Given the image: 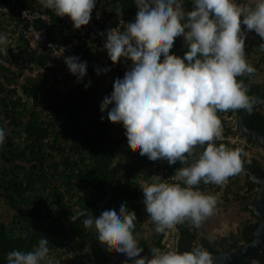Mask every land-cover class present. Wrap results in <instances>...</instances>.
Returning a JSON list of instances; mask_svg holds the SVG:
<instances>
[{
  "label": "clouds",
  "instance_id": "1",
  "mask_svg": "<svg viewBox=\"0 0 264 264\" xmlns=\"http://www.w3.org/2000/svg\"><path fill=\"white\" fill-rule=\"evenodd\" d=\"M134 3L138 11L135 20L129 22L121 18L120 12L111 15L109 2L106 9L96 14V0H34L30 8L38 9L37 6L42 5L60 17V22L54 24L50 13L43 10L51 17L48 34L53 29L59 37L73 36L66 42L53 40L48 35L54 42L74 44L72 53L75 56L66 57L64 61L68 72L77 76L78 83L84 77L89 79V83L83 81L84 88L90 89L87 91L89 95H96L91 102L102 100V113L109 109V105H114L107 111V118L114 124L122 123L116 132L118 137L127 140L133 152H139L141 157L147 156L148 163L160 160H167L169 165L177 161L181 163L182 167L171 179L182 181L185 187L180 183L162 182L158 175L151 177L150 184L140 186L145 211L156 224L155 231L164 233L186 220L199 228L206 218L214 214L217 202L214 196L193 190L194 186L201 181L221 185L242 170L241 149H228L234 146L229 139L224 140L229 143L227 146L223 143L217 146L219 141L214 143L222 139V125L217 112L240 109L251 112L258 102L256 97L247 94V86L237 77L255 72L245 58L247 33L254 31L258 35L261 40L259 48L264 51V0H256L254 6L235 0H193L192 11H185L182 0H134ZM107 12L109 14L105 17ZM92 14L100 21L98 25L93 22ZM22 16L27 17L28 10ZM16 17L13 7L0 10V45L4 46L0 47V52L7 55V36L3 34L7 33L16 35L17 47L24 55L27 54L26 44L30 52L39 54L21 36L22 25L14 29L18 22ZM242 25L245 26L243 30ZM180 36L188 49L183 58L170 54L175 38ZM85 38L89 43L98 44L104 54L97 59H86L76 54L75 47L83 44ZM50 56L52 59L51 53ZM48 60L44 66L35 65V70L42 72L47 67L51 68ZM27 62L29 64L28 59ZM122 64L126 66L124 71ZM29 65L34 67L33 63ZM86 69L90 71L86 73ZM64 80H61V85H65ZM33 81L37 80L31 79L30 82ZM18 94L25 101V94L20 91ZM227 129H230L228 134ZM227 129L224 134L229 136L235 127ZM7 135L8 130L0 127V146L5 144ZM197 145L204 146V151L189 163ZM3 165L0 157V167ZM0 179L3 181L4 177L0 175ZM3 197L4 193L0 191V198ZM65 202L68 204L67 200ZM80 214L72 215L70 219L75 221ZM82 216L86 217L82 222L84 227L88 230L94 227L98 241L106 245L107 251L128 257L124 264H129V260L132 264H213L210 253L203 247L182 253L151 247V258L141 256L143 248L133 235L136 213L127 210L124 204H121L119 213L110 209L104 210L99 217ZM38 228L34 229L37 230L35 232L44 231ZM70 242L71 238L65 245ZM49 250L48 240L40 236L33 251L7 252L6 264H43L49 261L50 256L70 261L76 258L73 249H67L63 254L49 253ZM87 258L93 260L91 256Z\"/></svg>",
  "mask_w": 264,
  "mask_h": 264
},
{
  "label": "trees",
  "instance_id": "2",
  "mask_svg": "<svg viewBox=\"0 0 264 264\" xmlns=\"http://www.w3.org/2000/svg\"><path fill=\"white\" fill-rule=\"evenodd\" d=\"M1 2L3 3V0ZM18 2L21 6L33 7L34 5V0H18ZM41 6L38 5L37 8L50 13L54 24L60 22V17L55 16L52 10ZM109 8L111 15L120 12L121 18L126 22L131 19L135 20L138 11L134 0H110ZM109 13H104L105 17ZM16 19L18 22L15 24V30L19 25L27 24L20 14H17ZM93 22L97 25L100 23L96 18H93ZM42 25V21L39 20L37 26ZM89 31L88 36H90ZM48 35L53 40L66 42L71 41L73 37L71 35L59 37L53 29ZM97 45L93 42L89 43L85 38L83 44L75 47L74 52L82 58L97 59L104 54V51ZM25 47L27 52L25 55L29 64L33 63L37 67L44 66L46 60L51 58L46 48L36 55L34 51L28 50L27 44ZM187 50L185 44L179 53L181 58ZM170 54L173 53L170 52ZM9 55L14 60L21 57L16 58V53L12 48L9 49ZM162 61L163 57L160 62ZM122 66V71H124L126 66L123 64ZM2 68L6 71L7 67ZM26 68L36 72L34 79L37 81L27 83L25 79L19 87L5 85V82L0 81V127L4 126L5 118H7V124L12 130L7 135L8 144L0 146L1 158L11 166L14 164V167L3 165L0 169L2 176H9L8 180L6 182L3 180L1 184L4 197L0 199V208L4 205L5 208L13 211L11 220L4 217H8V214L0 213V264H6V254L11 250L33 251L38 246L40 236L43 237V235L35 232L27 247L26 243L29 233L38 226L48 234L52 242H59L66 238L63 220L65 217L74 215L77 209H68L65 198L67 196L73 198L75 191L79 192L76 189L78 185L85 193L78 195L74 203L78 204L79 208H91L98 216L101 215L98 207L107 195L109 187L112 197L107 205L100 208L102 211L115 209L119 213L121 204H124L127 210L134 211L137 217L134 222L136 227L133 230L135 236L140 231L139 225L143 222L142 211L145 207L143 192L136 182V177L145 170L149 161L148 157H141L139 152H133L128 147L127 140L123 141L116 134L122 123L114 124L107 118V111L114 105H109V109L102 113L100 111L102 100L97 99L96 102L92 101L89 104V94L84 92L90 89H84L85 83L83 81L78 83L77 76L68 72L64 83L69 84L70 91L63 94L58 91L62 81L57 79L52 81L55 77V68L47 67L42 72L32 69L28 64ZM88 71L90 69H86V73ZM15 73L16 71L13 70L11 75L3 74L4 81L9 83L14 80ZM253 74L246 73L241 77L250 80ZM43 88L44 96L39 95ZM247 88V94L254 96L251 89ZM18 90L27 97H32L36 107H29L26 101H22ZM111 93L112 91L109 90L108 94L111 95ZM260 94L262 97L263 92ZM41 105L44 106L40 107ZM241 110L217 112V116ZM101 116L104 117L103 120ZM250 118L251 123H247V127L264 132V113L255 107ZM229 132L230 129H227L226 134ZM14 134H21L22 142L12 141ZM221 143L225 146L229 144L227 141H219L217 146ZM228 149L235 150L237 147L234 145ZM123 150H125L124 153ZM241 160L242 166L248 168L249 172L264 177V164L261 161L249 159L242 152ZM15 167L23 173L13 172ZM180 167L182 165L179 161L172 165L167 162L164 177L174 174ZM179 183L181 187H184L183 182ZM252 186V182L246 180L243 187L250 192ZM249 205L250 203H245L244 207L256 216ZM82 215L71 223V242L68 245L50 246L49 253L63 254L67 249H73L74 255L80 256L81 260L91 256L95 264H109L110 256L105 253L106 246L100 245L95 240V236L84 227L82 222L86 217ZM257 222L258 219L253 223L244 224L240 232V238L243 241L250 240L248 234L255 229ZM176 228L178 237L173 251L182 253L194 247H203L209 253L220 251L205 235L197 238V232L186 223L177 224ZM217 243L220 246L227 245L223 248L224 250L239 244L238 241H229V237H223ZM139 246L143 248L141 254L149 258H151V247L166 249L163 234L151 241L141 239ZM251 259L264 264V248Z\"/></svg>",
  "mask_w": 264,
  "mask_h": 264
},
{
  "label": "rangeland",
  "instance_id": "3",
  "mask_svg": "<svg viewBox=\"0 0 264 264\" xmlns=\"http://www.w3.org/2000/svg\"><path fill=\"white\" fill-rule=\"evenodd\" d=\"M108 2L109 0H96V7L94 8V10H96L95 13L97 14L101 12L102 9L104 8L106 9ZM235 2L254 6L256 0H235ZM182 5L185 11L193 10V0H182ZM66 18L69 22L72 23L71 19L68 16H66ZM243 27L244 26L242 25V30L244 29ZM3 34L7 36L8 50H7V55H5L3 52H1L0 54V81L5 82V85H11L12 87L14 85H17L19 87V85L25 79L27 80V82H30L31 79H34L32 78V75H34L36 72L30 71L28 68H26L28 62L27 60L23 59L26 58V55H24V53L20 51V48L17 47L18 45V39H16L17 37L13 38V34L10 35L7 33H3ZM260 43L261 40L254 31L247 33V37L245 40V58L247 63L251 65L253 68H255V72L250 80L256 83L257 85H259L261 88V93L263 92V96L259 104V109L264 113V51L260 50L259 48ZM184 46H185L184 38L182 36L177 37L175 38L174 45L172 49H170V52L180 57L179 53ZM0 47H4V46L0 45ZM11 48L16 53V58H18L17 56H21V57L16 60H13L14 58L9 55V49ZM3 66L7 67L5 69L6 71L3 70L2 68ZM9 66H11V68ZM28 66L31 67L32 69H36L35 65L34 67H32L28 64ZM13 70H16V73L14 74V78H13L14 80L9 81V83L4 81L5 77L3 76V74L11 75V72H13ZM88 80H89L88 78L85 77L83 78V81L85 83H89ZM92 82L95 84V81L93 79ZM96 85L98 86V84ZM104 88L105 87L102 85V89ZM58 89H59L58 91L63 94L70 91V87L68 85L60 84V87ZM20 93L22 92L20 91ZM84 93L88 94V92H84ZM39 95L44 96V88L43 91L40 90ZM23 97H24L23 99L27 102L29 107H34V108L36 107V105H34V100H32V98H26L25 95H23ZM89 97H90L89 103H91L92 99L93 100L96 99V95L90 94ZM43 106L44 105H41L40 107ZM236 121H237V114H234L233 120L229 121V125L233 127V129L235 127ZM4 127L6 128V126ZM6 129L8 130V132L12 131L11 128L9 127H7ZM234 138L235 141H238L239 144H241V142L244 141L245 139L243 136L234 133L229 135L228 139L230 141V139H234ZM12 141H22L21 135L14 134ZM245 141L247 140L245 139ZM5 143L8 144V142L6 141ZM122 152L124 153L125 150H123ZM242 152L249 159H256L264 164V146L250 141L248 142V145H246L244 150H242ZM166 171H167V162H164L163 160L148 163L146 165V169L144 170V172H142L140 175L136 177V182L140 184V186H143L145 184H150L152 182L151 177L153 175L160 176L161 181L163 182L165 181L164 172ZM13 172H18V170L14 169ZM245 181H246V174L241 170L238 174L230 176L227 179V181L221 185L209 183L205 185L204 188H202L203 194L214 196L217 203L214 214L206 218L201 223L199 228L194 227L191 221L186 220L184 222L189 227H191L195 232H197V238L205 235L220 250H224L223 248L227 246V245L220 246L217 243V241H219L223 237H229V241H238L239 244L244 242L240 238L241 236L240 232L242 227L246 223H253L257 221V216L252 215L250 211L244 207L245 203H251L252 201L255 200L256 185H253L251 191L247 192V188L243 187ZM76 189H78V191L80 190L83 191L81 193H85L83 189L79 188V185L76 186ZM81 193L75 191V196L73 198L70 196H67L65 198V200L68 201L67 204L68 209L69 208L76 209L79 206L78 204L74 203V200H76L77 196L80 195ZM0 213L2 215L8 214L7 215L8 217L6 216L4 217L7 220H10L13 211L11 209L9 210L5 208L4 205H1ZM142 214H143V222L139 225L140 231L134 236V238L138 242H140L141 239H147L148 241H151L156 236L163 234V242L166 245V249L162 251L166 252V250L167 251L174 250L176 246V239L178 237V231L176 225L171 229H166L164 233H157L155 231L156 224L151 220V218L145 211V207L143 208ZM244 264H260V263L256 259L248 258L245 260Z\"/></svg>",
  "mask_w": 264,
  "mask_h": 264
},
{
  "label": "water",
  "instance_id": "4",
  "mask_svg": "<svg viewBox=\"0 0 264 264\" xmlns=\"http://www.w3.org/2000/svg\"><path fill=\"white\" fill-rule=\"evenodd\" d=\"M239 80H242L244 84L251 89V91L254 94V97H256L258 100L254 108L257 107L261 100V94L259 92L258 86L255 83L245 80L243 78H240ZM250 113L251 112H248L244 109L240 111L237 121H236L235 129L233 130V133L241 135L244 138L250 140L251 142H255V143H258L264 146V132L256 130V129L248 128L247 125L245 124ZM248 173H249V170H248ZM249 175H248L247 180H250L253 185H256L255 200L253 201V203H250L249 206L253 210L254 214L257 216V219H258L257 225L255 229L251 233L248 234V237L250 238V240L244 241L243 243H240L237 246L232 247L227 250H220L218 252L210 253L212 260H213V264H244L246 259L252 258L262 248H264V177L259 176L255 173H249ZM111 194H112V191L108 187V193L103 198L101 204H104L107 200H109V198L111 197ZM83 212H87V213H83ZM77 213L87 214V216H89L90 218L93 216V213L90 210H79L74 215H76ZM63 222H64V229L66 232V239L62 241L52 242L49 236L46 234V232L40 230L43 237L48 240V243L50 246L57 247L60 245H65L70 241V238H71L70 225L73 222V220L70 219V217H68V218H64ZM35 231L37 230H34L31 233H29L28 238H27L26 247L28 246L30 242V238ZM89 231L90 233H96L94 227L93 229ZM107 254L117 264H124V261L128 260V257L125 254H118V253L116 254L114 252H108ZM140 255L144 256L143 254H140ZM129 264H132L131 260H129Z\"/></svg>",
  "mask_w": 264,
  "mask_h": 264
},
{
  "label": "built area",
  "instance_id": "5",
  "mask_svg": "<svg viewBox=\"0 0 264 264\" xmlns=\"http://www.w3.org/2000/svg\"><path fill=\"white\" fill-rule=\"evenodd\" d=\"M8 7L14 8L15 14H20L22 18L25 19L27 24H23L25 26H22L21 30V36L28 41L30 47L37 52H41L44 48H46L52 55V59H49L47 61V64H50L53 68H55L54 76L57 80H64L68 73V67L65 64V58L70 56H75L72 53L74 44H64V43H57L48 37V29L51 24V17L48 13L44 11H40L38 9L21 6L18 2V0H5V3H0V10H8ZM28 10V16L23 17L22 13ZM42 21L43 25L41 27L37 26L38 21ZM40 34V39L38 40V36ZM52 45V46H50ZM80 62L81 59H79ZM124 77V76H123ZM123 77L121 79H123ZM221 120L222 125V139L215 140L214 143L216 144L217 141H224L229 138V136H226L224 134L225 130L228 127H231L229 125V121L233 120L234 115H221L218 116ZM238 140V139H237ZM232 145H236L238 149L244 150L246 145H248V142L242 141L241 144L238 143V141H235L234 139H230ZM206 146V145H205ZM204 146L197 145L195 146L193 152V157L189 158V162L197 158L199 154H201L204 151ZM174 174L168 175L165 177V181L169 183H179L182 181H174L171 179ZM207 184H203L202 181L199 185L194 186L193 190L202 192V188ZM186 185H184L185 187ZM50 264H95V262L87 257H84V259L81 260L80 256H77L74 261L66 260L64 257H62L61 260H58L55 257H49ZM45 262L43 264H48V262Z\"/></svg>",
  "mask_w": 264,
  "mask_h": 264
},
{
  "label": "flooded vegetation",
  "instance_id": "6",
  "mask_svg": "<svg viewBox=\"0 0 264 264\" xmlns=\"http://www.w3.org/2000/svg\"><path fill=\"white\" fill-rule=\"evenodd\" d=\"M240 79V78H239ZM238 79V80H239ZM259 88V92L261 93V88L260 87H258ZM262 98V97H261ZM260 102H261V100H260ZM260 104V103H259ZM259 104H258V106L256 107V109H259ZM234 113H237V117H238V115H239V113H240V111L239 112H234ZM230 116L231 115H233V113L232 114H229ZM251 115H252V111H251V113H250V115L248 116V118H247V120H246V122H245V124L247 125V123H251ZM236 124V123H235ZM0 157H1V152H0ZM2 159V158H1ZM3 162H4V160H2ZM4 165H8V167L10 166L11 167V165H10V163H6V162H4ZM2 167H0V169H1ZM242 171L243 172H245V174H246V180L248 179V175H249V173H251V172H249L248 173V168H246V167H244V166H242ZM0 175H1V172H0ZM250 176V175H249ZM4 177V176H3ZM8 178H9V176H5L4 177V181L6 182L7 180H8ZM250 178V177H249ZM1 184H3V181L0 179V191L2 192V190H1ZM3 193V192H2ZM111 197H112V194H111ZM110 197V198H111ZM110 198H109V200H110ZM109 200H107L104 204H100V206L98 207V210H99V212H103L102 211V209L100 208L101 206L103 207L104 205H107L108 204V202H109ZM79 210H90V211H92V209L91 208H79L78 207V209H77V211H79ZM92 213H93V216H95V217H99L97 214H95L93 211H92ZM82 215V214H81ZM87 215V214H86ZM90 232V231H89ZM93 232V231H92ZM91 234H93L94 236H95V240H97L98 241V239H97V234L96 233H91ZM99 242V241H98ZM99 244L100 245H102V246H104L103 244H101L100 242H99ZM109 252V251H108ZM107 251H105V253L107 254L108 253ZM108 263L109 264H112V263H116L115 261H113L112 259H111V257H110V259H109V261H108Z\"/></svg>",
  "mask_w": 264,
  "mask_h": 264
},
{
  "label": "crops",
  "instance_id": "7",
  "mask_svg": "<svg viewBox=\"0 0 264 264\" xmlns=\"http://www.w3.org/2000/svg\"><path fill=\"white\" fill-rule=\"evenodd\" d=\"M11 37H12V36H11ZM15 37H16V35H13V38H15ZM4 126H6V128H7V127L11 128V127L7 124V122H6V124H5V122H4ZM79 192L81 193V192H83V191L80 190ZM10 220H11V219H10ZM63 228H64V226H63ZM43 238H44V237H43Z\"/></svg>",
  "mask_w": 264,
  "mask_h": 264
}]
</instances>
